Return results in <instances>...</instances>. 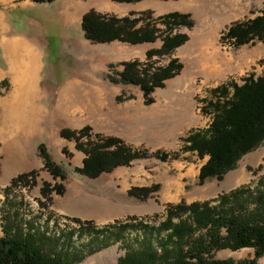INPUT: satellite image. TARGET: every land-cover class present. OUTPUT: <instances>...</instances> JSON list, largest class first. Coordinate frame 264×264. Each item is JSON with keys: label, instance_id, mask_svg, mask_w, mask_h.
Here are the masks:
<instances>
[{"label": "rangeland", "instance_id": "374dc122", "mask_svg": "<svg viewBox=\"0 0 264 264\" xmlns=\"http://www.w3.org/2000/svg\"><path fill=\"white\" fill-rule=\"evenodd\" d=\"M91 9L117 17L149 11L139 15L143 21L177 11L188 15L191 26L169 29L158 21L162 32L155 41L94 43L84 37L81 28L83 14ZM262 13L264 0H0V67L7 62L17 69L21 53L12 49L14 42L21 41L20 49L28 42L36 46L42 93L34 96L29 113H35L43 128L27 144L25 166L19 167L27 170L7 183L3 182L10 162L0 156V234L1 216L9 207L17 212L23 228H39L53 236L72 231V247H86L118 224L157 225L170 204L211 200L256 183L264 176V141L242 155L222 179L209 178L200 184L199 168L207 156L199 158L184 151L183 138L210 123L212 112L204 107L215 87L226 84L231 90L232 84L264 72V39L234 47L223 36L231 24ZM175 33L185 34L186 41L169 54L148 56L150 50L161 48L166 35ZM3 43L10 56H3ZM172 59L182 68L148 95L139 86L120 80L124 62L136 60L151 72ZM8 87L7 80L1 82L0 95ZM84 126L90 127L87 136L119 138L142 155L96 178L86 177L75 170L81 167L84 153L76 149L74 139L60 135L61 129L78 131ZM87 136L80 141L86 142ZM39 144L64 170V180L45 169ZM157 151L178 155L162 161L153 156ZM20 174L28 175L11 185ZM58 187H63L61 194L56 192ZM144 187L149 191L147 197H141L143 191H134ZM140 236V228L129 227L119 241L110 239L112 243L86 253L76 264H116L128 249L137 247ZM214 257L236 264L252 260L264 264V253L254 259L250 247L217 250Z\"/></svg>", "mask_w": 264, "mask_h": 264}, {"label": "trees", "instance_id": "16d2710c", "mask_svg": "<svg viewBox=\"0 0 264 264\" xmlns=\"http://www.w3.org/2000/svg\"><path fill=\"white\" fill-rule=\"evenodd\" d=\"M35 3H51L56 0H31ZM116 2H137L140 0H113ZM149 11L134 12L117 17L89 10L83 14L81 28L84 37L90 42L107 43L122 41L130 44L152 42L162 32L157 26L160 21L171 29L179 25L191 26L188 15L173 11L158 16L157 19L143 21L140 16ZM140 15V16H139ZM232 40L234 47L264 39V13L246 21L231 24L223 35ZM185 34L166 35L160 49L150 50L153 54H169L184 43ZM182 65L172 59L166 65L145 68L138 61L123 63L120 80L139 86L144 95L164 81L176 75ZM222 84L212 91V99L207 101L205 110L212 112V119L203 129L190 131L183 138L184 151L195 153L199 158L207 156L198 173V182L209 178L222 179L223 175L236 166L237 161L247 152L257 148L264 141V72L248 76L241 84ZM151 99L148 100V103ZM89 126L82 129H61V137L74 139L76 149L84 153L81 167L76 172L96 178L118 166L128 165L140 157L139 150L132 149L115 137L95 134L87 136ZM87 141L81 142V137ZM44 167L53 177L65 179L64 170L53 162L43 144L38 145ZM177 153L157 151L156 158L165 161L176 158ZM28 174H20L10 181L11 185L24 179ZM8 190V187H5ZM63 187L56 192L61 194ZM141 197H147L149 191ZM147 191V193L145 192ZM42 192H44L42 190ZM131 195L133 192H130ZM13 208H7L1 216L0 264H76L86 253H92L114 241L123 238L129 227L141 229L137 237V247L128 249L116 264H236L232 259L219 260L214 252L222 249L237 250L250 247L254 259L264 253V176L256 183L242 185L211 200L179 202L167 206L165 216L157 225L143 222L122 223L113 227L103 238H94L86 247H72V231L58 236L46 230L30 227L25 229ZM95 242V246H93ZM61 246V247H58ZM87 249V251L85 250ZM86 251V252H85ZM249 264H254L249 261Z\"/></svg>", "mask_w": 264, "mask_h": 264}, {"label": "crops", "instance_id": "0c3cea01", "mask_svg": "<svg viewBox=\"0 0 264 264\" xmlns=\"http://www.w3.org/2000/svg\"><path fill=\"white\" fill-rule=\"evenodd\" d=\"M1 47L3 56H10L6 43ZM8 65L4 62V66L0 67V83L7 80L9 84L6 93L0 95V156L2 154L4 160L10 162L6 170L7 179L3 183L27 170L26 167L19 168L25 166L27 144L43 131L35 113H29L37 98L34 96L42 93L38 73L34 76L26 75L15 70L14 63L13 66Z\"/></svg>", "mask_w": 264, "mask_h": 264}, {"label": "bare ground", "instance_id": "6f19581e", "mask_svg": "<svg viewBox=\"0 0 264 264\" xmlns=\"http://www.w3.org/2000/svg\"><path fill=\"white\" fill-rule=\"evenodd\" d=\"M21 41L18 40L12 44V49L21 53L20 60L17 62V70L23 74L34 76L37 74L38 69L40 67V62L38 58V50L36 46L32 43H24L19 48ZM213 71H218L217 69H213Z\"/></svg>", "mask_w": 264, "mask_h": 264}]
</instances>
